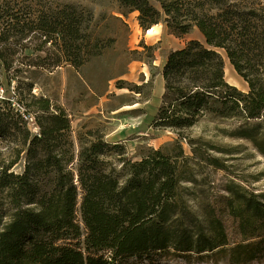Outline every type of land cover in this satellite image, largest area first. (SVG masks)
<instances>
[{
	"label": "trees",
	"instance_id": "obj_1",
	"mask_svg": "<svg viewBox=\"0 0 264 264\" xmlns=\"http://www.w3.org/2000/svg\"><path fill=\"white\" fill-rule=\"evenodd\" d=\"M116 2L122 15L138 13L144 31L163 20L177 36L194 27L203 36L171 51L162 68L153 126L177 139L134 161L122 143L105 140L101 125L74 134L70 115L46 97L16 94L17 106L0 100V264H121L170 248L219 249L231 264L264 257V194L232 183L225 194L210 193L204 165L225 166L191 134L212 120L223 124L222 137L249 138L264 154L257 122L264 118V0ZM92 22L91 10L76 4L0 0L1 66L10 74L17 55L22 66L77 70L113 42L94 34ZM221 51L246 92L226 81ZM147 85L130 90L142 95ZM226 220L241 238L233 246Z\"/></svg>",
	"mask_w": 264,
	"mask_h": 264
},
{
	"label": "rangeland",
	"instance_id": "obj_2",
	"mask_svg": "<svg viewBox=\"0 0 264 264\" xmlns=\"http://www.w3.org/2000/svg\"><path fill=\"white\" fill-rule=\"evenodd\" d=\"M48 4L71 3L87 7L93 14L91 29L94 34L106 40H113L102 55L93 57L84 66L74 69L70 65L55 68L19 65L21 58H10L12 67L8 74L0 61V95L17 106L14 95L25 96L28 92L36 97H46L62 107L72 119L74 134L82 126L101 125L105 140L122 143L128 156L136 161L150 150H164L171 147L177 134L170 130L156 129L154 117L161 105L164 91L162 68L171 51L180 49L190 40L203 41L196 27L183 36L170 32L161 20L151 32L142 30L137 21V12L122 15L116 0H44ZM150 28V29H151ZM151 47L146 52L142 46ZM137 53H133L136 52ZM224 58L225 54L221 51ZM34 56L31 50L24 52ZM229 64L228 59H224ZM231 65V64H230ZM16 68L21 70L15 73ZM231 75L227 82L246 92L247 84L230 66ZM15 74V75H12ZM148 85L142 95L131 91L134 86ZM30 86V87H29ZM30 89V90H29ZM20 94V95H19ZM148 96V100L144 98ZM2 100V99H0ZM259 134L264 136V118ZM34 129L33 122H28ZM222 123L212 120L201 122L192 131L193 137L203 141L196 144L204 155L221 160L224 170H213L204 165L203 171L210 193L225 194L224 186L235 184L256 194H264V154L249 138L222 137ZM184 153L191 157L188 143L182 142ZM23 159L14 167L19 173ZM188 182L183 186L189 187ZM227 240L230 246L241 238L232 232L231 222L225 221ZM257 239L248 240L247 242ZM246 242V243H247ZM219 249L197 253L179 252L172 248L155 251L143 257H128L121 264H231L228 253ZM245 264H264V257Z\"/></svg>",
	"mask_w": 264,
	"mask_h": 264
},
{
	"label": "bare ground",
	"instance_id": "obj_3",
	"mask_svg": "<svg viewBox=\"0 0 264 264\" xmlns=\"http://www.w3.org/2000/svg\"><path fill=\"white\" fill-rule=\"evenodd\" d=\"M152 29H153V28L149 29V30L147 31V33L151 32ZM224 59H226V58H224ZM230 66H231L230 63L228 64L227 61L225 60V65H224V76H225V79H226V80H227V76H228V75H231Z\"/></svg>",
	"mask_w": 264,
	"mask_h": 264
},
{
	"label": "built area",
	"instance_id": "obj_4",
	"mask_svg": "<svg viewBox=\"0 0 264 264\" xmlns=\"http://www.w3.org/2000/svg\"><path fill=\"white\" fill-rule=\"evenodd\" d=\"M2 96L0 95V99H3V98H1ZM25 118L27 119V121L28 122H33V117L32 116H25ZM34 129H35V127H34Z\"/></svg>",
	"mask_w": 264,
	"mask_h": 264
}]
</instances>
